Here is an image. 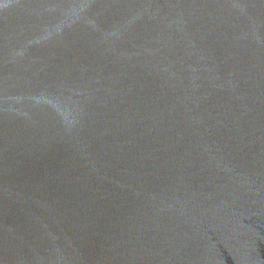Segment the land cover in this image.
Here are the masks:
<instances>
[{
	"label": "water",
	"instance_id": "1",
	"mask_svg": "<svg viewBox=\"0 0 264 264\" xmlns=\"http://www.w3.org/2000/svg\"><path fill=\"white\" fill-rule=\"evenodd\" d=\"M0 264H264V0H0Z\"/></svg>",
	"mask_w": 264,
	"mask_h": 264
}]
</instances>
